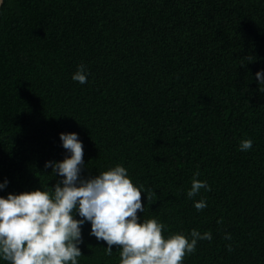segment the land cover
Listing matches in <instances>:
<instances>
[{
  "label": "trees",
  "instance_id": "trees-1",
  "mask_svg": "<svg viewBox=\"0 0 264 264\" xmlns=\"http://www.w3.org/2000/svg\"><path fill=\"white\" fill-rule=\"evenodd\" d=\"M81 63L84 83L71 79ZM258 68L264 0H3L0 195L56 182L44 161L67 155L59 132H76L82 176L121 163L154 192H141L138 217H157L164 235L211 232L183 264H264ZM194 170L210 187L187 198ZM80 227L78 264H117V246L106 255L89 223Z\"/></svg>",
  "mask_w": 264,
  "mask_h": 264
},
{
  "label": "clouds",
  "instance_id": "clouds-1",
  "mask_svg": "<svg viewBox=\"0 0 264 264\" xmlns=\"http://www.w3.org/2000/svg\"><path fill=\"white\" fill-rule=\"evenodd\" d=\"M254 76L264 82V68ZM87 69L81 63L71 73V79L84 83ZM61 146L66 150L60 160H46L44 167H51L52 176L58 179L51 186H38L18 193L0 195V261L7 264H78L81 256V225L89 223V235L105 242L104 253L110 255L111 246L119 249L117 264H183L186 254L195 250L197 240H210L209 230L191 228L186 236L183 231L164 235L167 225L150 216L138 217L144 211L141 192L145 200L153 195L144 186L133 183L128 170L116 163L87 177L81 175L85 163L82 159V142L76 132H59ZM252 146L250 137L242 138L237 147L244 151ZM193 171L186 197L191 198L201 188L209 190L204 179H197ZM8 180L0 181L4 189ZM199 211L206 207V198L193 200ZM220 219L217 220V223ZM225 240L231 234L225 232ZM225 247L231 250V243Z\"/></svg>",
  "mask_w": 264,
  "mask_h": 264
},
{
  "label": "water",
  "instance_id": "water-1",
  "mask_svg": "<svg viewBox=\"0 0 264 264\" xmlns=\"http://www.w3.org/2000/svg\"><path fill=\"white\" fill-rule=\"evenodd\" d=\"M2 2H3V0H0V7H1V5H2Z\"/></svg>",
  "mask_w": 264,
  "mask_h": 264
}]
</instances>
